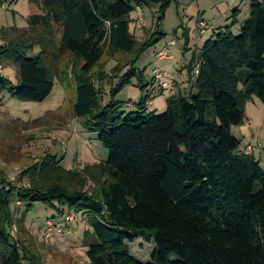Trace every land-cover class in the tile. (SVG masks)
Wrapping results in <instances>:
<instances>
[{
    "label": "trees",
    "instance_id": "1",
    "mask_svg": "<svg viewBox=\"0 0 264 264\" xmlns=\"http://www.w3.org/2000/svg\"><path fill=\"white\" fill-rule=\"evenodd\" d=\"M31 1L40 13L3 31L0 63L11 62L17 85L0 64V95L43 103L68 58L73 114L108 159L77 171L47 154L23 172L27 185L0 178V264L41 263L10 237L36 204L86 217L88 264H144L127 245L138 239L156 247L148 264H264V168L232 134L254 97L264 106V1L251 0L239 36L231 32L240 15L233 11L231 26L203 44L193 89L170 96L160 115L148 113V96L129 113L117 98L126 87L151 86L136 65L164 37L159 29L178 0ZM151 5L159 6L155 31L139 42L131 15ZM183 40L187 50L186 31ZM106 57L116 62L109 72Z\"/></svg>",
    "mask_w": 264,
    "mask_h": 264
},
{
    "label": "rangeland",
    "instance_id": "2",
    "mask_svg": "<svg viewBox=\"0 0 264 264\" xmlns=\"http://www.w3.org/2000/svg\"><path fill=\"white\" fill-rule=\"evenodd\" d=\"M235 1L237 0H178V4L172 1L159 29L164 37L145 52L136 65L137 69H146L145 76L151 78L152 71L159 68V63L153 62L154 54L159 50L162 54L166 51L168 56L171 55L168 48L169 43L176 38L174 30L188 28L193 40L197 34L195 24L198 22L196 20L200 8L206 10L202 17L205 15L217 17L216 24L223 26L236 9L235 7L234 10L229 11ZM240 2L241 0L238 4ZM140 10L143 13L144 23L138 27L136 20L139 10H137L131 15L133 21L131 31L139 42H144L154 34L159 6L151 5ZM39 13V7L31 0H7V8L0 14V44H3L2 37L5 30H10L9 28L14 26L25 27L27 18ZM232 34L240 35L239 26L232 31ZM209 35H205L204 40ZM177 43V47L173 48L174 52L182 45V41ZM103 62L107 72L116 65L114 60H109L107 57ZM0 64L3 66L2 74L17 85L16 73L11 62L6 60ZM166 64L170 65L171 62ZM68 66V58L58 64L54 90L43 103L21 102L7 93L0 95V178H5L14 185L20 183L23 186L27 185L23 172L39 163L47 154H56L58 159L62 160L63 165H61L67 170L81 171L87 165L92 166L107 161L108 151L97 141V135L89 133L83 127L82 119H76L73 114L75 83L70 75L71 66ZM164 70L169 80L181 79L177 70ZM62 72H67V77L60 82L58 74L61 78ZM183 77L186 80V73ZM185 80H182L183 83H186ZM172 88L173 86L169 84L168 89L162 93L163 96L160 95L161 98H166ZM149 93L151 95L152 88ZM124 94L127 93H120L117 101L126 99ZM164 111L157 112L156 115ZM245 115L246 123L241 127H234L232 134L241 141V151H245L249 146L253 148L252 154L264 168V106L258 98L254 97L246 105ZM21 206L19 202L12 206L17 221L24 211ZM70 217L72 215L57 214L52 207L36 204L24 223L11 226L10 237L16 247L27 248L36 254L41 260L40 264H88L87 247L83 244L84 234L90 230L87 219L75 215L73 220H68ZM127 245L134 259L144 264L152 262L156 247L151 241L138 239Z\"/></svg>",
    "mask_w": 264,
    "mask_h": 264
},
{
    "label": "crops",
    "instance_id": "3",
    "mask_svg": "<svg viewBox=\"0 0 264 264\" xmlns=\"http://www.w3.org/2000/svg\"><path fill=\"white\" fill-rule=\"evenodd\" d=\"M240 0H237L234 2V4L229 8V11L234 10V8L236 7V9H238L240 11V15L237 18V25L231 29V32L233 30H235V28H237V26H239V32L240 29L242 27L243 22L248 18L249 16V10H250V5H251V0H241V2L238 4ZM260 1H264V0H260ZM140 10V9H138ZM206 12L205 9H199V12L197 13V21L200 20H207V21H213L214 25H215V30L212 33H208L210 34L209 37H207L205 40V37H202L199 42L195 41L194 38H197V34L194 36L193 40L191 39V35L189 33L188 28H184L182 27L181 30L177 31L174 30L175 36L176 38H174L175 40H177V42L182 41V45L180 47H178V50H176L174 52V47L170 48V52H171V58H169L168 60H160L156 57V54L159 52V50L157 51V53L154 54L155 60H153V62L155 63H159V68L161 69H175L178 72H180L181 75V79H184V74L186 73V83H183V81L181 79L175 80L172 79L171 81L174 83L173 88L169 91V94L166 98H161L157 97L155 99H153L151 101V105L150 107H148V113H157V112H162L166 109V101L170 96H173L175 94L178 93H189L192 89H193V69L195 68V66L199 63H201L200 61V51L201 48L203 46V44L208 41L209 39H211V37L215 34H218L220 32H224V30L228 27L231 26L232 24V19L231 17L229 18L230 20L225 24V25H220V24H216L218 22V18L217 17H213V16H207L205 15L204 17H202V15ZM207 18V19H206ZM196 25V24H195ZM140 27V25L138 26ZM196 27V26H195ZM188 32L190 35V45L188 47L187 50L184 49V40L181 39L183 38V33L184 32ZM207 35V34H206ZM192 40V41H191ZM193 42V43H192ZM167 43H165L166 45ZM178 44V43H177ZM177 47V45L175 46ZM166 62H171L170 65H167ZM150 77V76H149ZM147 76L146 78V84L148 85L149 83L152 82V76L151 78H149ZM192 84V86H190V84ZM154 88V82L151 83V86L148 88V90L145 93L140 92V90L136 87V86H129L126 87L121 93H127L124 94L126 95V99H122L123 101L121 102H125L128 107L126 108V111L129 112H136L137 109V105L140 103V101L144 98V96H148L150 95L149 90ZM120 96V95H119ZM118 96V97H119ZM161 98V99H160ZM89 145V144H88ZM252 154V153H251ZM56 155V154H54ZM57 156V155H56ZM87 162V161H86ZM101 163V162H100ZM63 165V163H62Z\"/></svg>",
    "mask_w": 264,
    "mask_h": 264
},
{
    "label": "built area",
    "instance_id": "4",
    "mask_svg": "<svg viewBox=\"0 0 264 264\" xmlns=\"http://www.w3.org/2000/svg\"><path fill=\"white\" fill-rule=\"evenodd\" d=\"M6 8H7V0H0V14ZM136 21L139 25H142L144 23V17H143V13L141 10L137 11V20ZM214 30H215V25H214L213 21H207V20L198 21L196 24L197 38H195V41L199 42V40L202 37H204L208 33L214 32ZM176 45H177V40H172L169 43L168 51L170 48H173ZM156 57L160 60H165V59L171 58V55L168 56L167 52L165 51L164 54L159 52ZM200 68H201V63H199L195 66V68L193 70V76L195 78L198 77V75L200 73ZM152 81L154 82V88L152 89V93L149 97L147 107H150L151 101L153 99L162 95V93H164L165 90L168 89L169 84H171L172 86L174 85V83L168 79L167 72L161 68H155L152 71ZM252 151H253V148L251 146H249L245 149V151H243V153L245 155H250L252 153ZM70 215H72V217L68 218V220H73V216H75L76 214L74 212H71Z\"/></svg>",
    "mask_w": 264,
    "mask_h": 264
}]
</instances>
